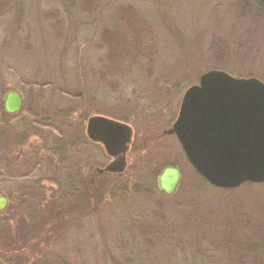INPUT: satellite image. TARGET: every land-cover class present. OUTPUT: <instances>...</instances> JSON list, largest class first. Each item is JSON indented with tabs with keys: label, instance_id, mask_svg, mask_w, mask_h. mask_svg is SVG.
<instances>
[{
	"label": "rangeland",
	"instance_id": "374dc122",
	"mask_svg": "<svg viewBox=\"0 0 264 264\" xmlns=\"http://www.w3.org/2000/svg\"><path fill=\"white\" fill-rule=\"evenodd\" d=\"M128 6L147 25L144 53L116 18ZM210 71L264 84V0H99L91 12L0 0V264H264V183L212 186L165 133ZM10 91L24 99L15 115ZM94 120L131 129L124 172L98 173L112 158L88 136ZM165 167L181 172L172 196L158 188ZM78 197L87 214L44 246L24 240L34 220L48 228V202L64 215Z\"/></svg>",
	"mask_w": 264,
	"mask_h": 264
},
{
	"label": "water",
	"instance_id": "95a60500",
	"mask_svg": "<svg viewBox=\"0 0 264 264\" xmlns=\"http://www.w3.org/2000/svg\"><path fill=\"white\" fill-rule=\"evenodd\" d=\"M23 105L19 92L6 95L8 115L21 112ZM91 124L102 128L107 139L92 137L90 132L88 136L100 142L113 159L100 172H124L128 142L120 144L119 152H110L109 145L130 128L112 121ZM166 134L176 137L189 163L212 186L235 189L244 183H264V84L220 71L204 74L186 92L178 118ZM180 181L181 172L174 167H165L157 179L166 196L175 194ZM7 206V197H0V211Z\"/></svg>",
	"mask_w": 264,
	"mask_h": 264
},
{
	"label": "trees",
	"instance_id": "16d2710c",
	"mask_svg": "<svg viewBox=\"0 0 264 264\" xmlns=\"http://www.w3.org/2000/svg\"><path fill=\"white\" fill-rule=\"evenodd\" d=\"M81 5L83 6V8L88 11L91 12L93 11V9L98 5L99 0H80ZM116 18L119 20L120 23H132L133 25V39H135L136 41H138V44L141 46H139V48H137L139 51H141L142 53H144L146 51V47L145 44H147L146 39L144 38V31L146 28V24L144 27H139L143 24L144 21H142L141 16L139 15V13L133 8V7H119V9L117 10L116 13ZM114 44L120 45L123 42H120L118 38H115ZM153 43V41H152ZM91 187L89 190H87L88 196L91 193L90 192ZM85 198L83 197H78L76 199V201H72L73 203H71L69 205V207L66 204L65 209H63L65 212L64 215H61L62 213V203L57 200V199H52L50 202L47 203V205L50 207V212L51 214V218L48 217V228L47 226H45L46 224H36L35 220L32 224L31 227H24L23 230V237L25 240V236L26 239H28L29 234L30 237L32 238V240L36 243L37 246H44L46 244V236H50L52 235V231H54V227L59 226V222L61 220V222L65 221L66 219H68V216L72 215L73 218L77 217L78 215L80 217L84 216L85 211L83 212V210H85V208L87 207L88 203H90L87 200V203L84 201ZM73 205V206H72ZM60 207V208H58ZM85 207V208H84ZM58 213H60L58 215ZM71 216V217H72ZM45 220V219H44ZM51 221V222H50ZM50 222V223H49ZM60 222V223H61ZM6 247H8L11 251H13L14 253H18L21 248L19 249L20 246H18L15 241L14 242H9L8 244H6Z\"/></svg>",
	"mask_w": 264,
	"mask_h": 264
},
{
	"label": "flooded vegetation",
	"instance_id": "af4514ba",
	"mask_svg": "<svg viewBox=\"0 0 264 264\" xmlns=\"http://www.w3.org/2000/svg\"><path fill=\"white\" fill-rule=\"evenodd\" d=\"M191 88V87H190ZM189 88V89H190ZM188 89V90H189ZM187 90V91H188ZM186 91V92H187ZM186 94V93H185ZM185 94H184V97H185ZM184 97H183V99H184ZM183 99H182V101H183ZM181 105H182V103H181ZM180 108H181V106H180ZM122 124V123H121ZM125 125V124H124ZM100 129V130H99ZM102 128H98L95 124L94 125H92L91 124V122H89V124H87V126H86V131L87 132H90L91 133V136L93 137V134H97L98 136H100V138L99 139H103V140H106L107 139V137H105L106 136V133L103 131V130H101ZM165 133H167V131L165 132ZM122 134V135H121ZM105 135V136H104ZM108 137H109V135H107ZM117 138H118V140L116 139V141L117 142H114L113 143V145H109V147H110V152H113V151H120V144L121 143H123V142H125V141H127L128 142V146H127V148H128V151H129V147H130V143H131V129L129 130V131H127V130H123V132H121L120 133V135H117ZM128 153V152H127ZM127 153H126V157H127ZM113 160V159H112ZM111 162H113V161H111ZM110 162V163H111ZM109 163V164H110ZM108 164V165H109ZM191 165V164H190ZM192 166V165H191ZM107 167V166H106ZM192 168L196 171V169L192 166ZM104 170V169H103ZM97 171H98V173L100 172V171H102V170H99V169H97ZM197 172V171H196ZM198 173V172H197ZM199 174V173H198ZM200 175V174H199ZM201 176V175H200ZM202 177V176H201ZM203 178V177H202ZM204 179V178H203ZM92 183H94V180H95V178H94V176H92ZM205 180V179H204ZM205 181H207V180H205ZM208 182V181H207ZM244 184H246V183H244Z\"/></svg>",
	"mask_w": 264,
	"mask_h": 264
}]
</instances>
